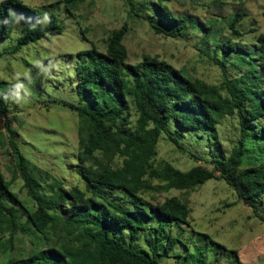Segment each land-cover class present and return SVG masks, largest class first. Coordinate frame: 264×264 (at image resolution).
I'll list each match as a JSON object with an SVG mask.
<instances>
[{"label": "trees", "instance_id": "16d2710c", "mask_svg": "<svg viewBox=\"0 0 264 264\" xmlns=\"http://www.w3.org/2000/svg\"><path fill=\"white\" fill-rule=\"evenodd\" d=\"M174 1L123 0L130 19L145 21L156 35L197 37L199 51L218 67L221 81L214 85L191 78L147 54L131 64L123 43L128 24L110 31L104 51L93 45L78 53V103L59 101L77 116L68 180L42 169L44 179L35 176L38 168L30 166L19 150L0 104V150L7 145L4 152L13 160L28 198L22 201L0 171V253L13 251L18 234L33 240L27 256L3 264H158L159 257L169 256L178 242L166 227L189 225L191 211L176 196L150 202L156 182L187 193L209 180L223 181L264 222L259 213L264 203V34L244 39L241 10L226 16L216 15V8L210 7L205 16L176 13L169 7ZM184 1L198 5L200 0ZM60 2L67 16L74 18L85 0ZM15 7L28 10L19 0L0 1V39L9 34ZM61 32L51 16L44 29L26 33L11 52ZM0 84L3 96L9 98L12 85ZM226 118L237 123V137L227 157L208 161L185 150L167 130L173 121L180 129L206 135ZM1 129L9 134L7 142ZM162 135L208 167L197 164L187 171L169 163L157 167ZM249 143L257 149L258 165H245ZM195 264L207 263L200 258Z\"/></svg>", "mask_w": 264, "mask_h": 264}, {"label": "rangeland", "instance_id": "374dc122", "mask_svg": "<svg viewBox=\"0 0 264 264\" xmlns=\"http://www.w3.org/2000/svg\"><path fill=\"white\" fill-rule=\"evenodd\" d=\"M19 1L28 10L11 9L9 34L0 39V83L12 85L7 98L3 96L0 84V104L5 106L10 129L16 134L15 142L22 155L30 166L39 169L34 170L39 179L45 177L41 169L65 181L71 177L77 116L59 101L78 103L75 84L76 66L80 61L78 53L93 45L104 51V40L110 31L124 23L128 24L123 43L129 63L136 64L142 55L147 54L181 69L191 78L214 85L221 81L218 67L199 51L201 46L197 37L189 35L186 39H171L156 35L145 21L130 19L123 0H85L75 11L74 18L67 16L61 0ZM216 2L221 5H215ZM169 7L176 13L200 16L206 15L208 7L216 8L214 13L221 16L241 10L244 18L239 28L246 33L244 39L250 41L255 35L264 34V0H200L198 5L176 0ZM51 16L56 17L62 28L61 34L45 35L37 42L11 52L26 33L44 29ZM80 30L85 39H82ZM261 125L264 126V121ZM236 128L237 123L226 118L216 131L206 135L180 129L173 121L168 123L167 130L178 138L185 150L208 161L213 156L229 155L237 137ZM1 130L7 142L9 134ZM6 148L7 145L0 150V171L6 181L11 182V190L27 202L22 180L13 160L4 152ZM156 151L157 167L163 163L181 171L197 164L208 167L180 151L167 135L161 136ZM244 159L246 166L261 163L257 149L250 143ZM154 185L157 189L148 196L150 202H162L167 197L176 196L186 202L191 211L189 225L166 227V231L171 228L178 242L169 256L163 254L159 257L158 264H195L200 258L207 264H264V222L238 200L226 183L209 180L187 193L168 190L161 182ZM259 213L264 216V203ZM30 239L33 241L29 236L16 235L13 251L0 253V264L27 256L33 249Z\"/></svg>", "mask_w": 264, "mask_h": 264}]
</instances>
